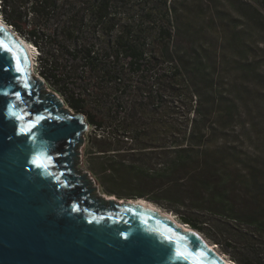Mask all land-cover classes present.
I'll return each mask as SVG.
<instances>
[{
    "label": "trees",
    "instance_id": "1",
    "mask_svg": "<svg viewBox=\"0 0 264 264\" xmlns=\"http://www.w3.org/2000/svg\"><path fill=\"white\" fill-rule=\"evenodd\" d=\"M253 1L264 9V0ZM187 2L1 0V14L48 55L40 74L69 107L87 123L105 127L109 119L114 125L109 139L115 144L89 140L100 144L91 151V169L105 193L156 202L238 264H264L262 176L249 166L233 168L241 159L229 147L232 130L251 140L245 116L254 111L261 116L255 131L264 133V95L248 87L264 89V70L242 61L230 65L224 53L205 47ZM245 15L264 20L252 3ZM52 20L60 24L49 32ZM61 52L70 56L66 63ZM219 59L227 63L221 70ZM239 74L250 80L238 85L232 78ZM99 83L114 84L117 94L110 104L95 99L91 107L87 96L97 97ZM29 102L23 101L24 111L33 115ZM63 154L61 146L59 167Z\"/></svg>",
    "mask_w": 264,
    "mask_h": 264
},
{
    "label": "water",
    "instance_id": "2",
    "mask_svg": "<svg viewBox=\"0 0 264 264\" xmlns=\"http://www.w3.org/2000/svg\"><path fill=\"white\" fill-rule=\"evenodd\" d=\"M30 67L21 40L0 27V264H226L193 230L91 194L97 186L74 172L87 121L41 92Z\"/></svg>",
    "mask_w": 264,
    "mask_h": 264
},
{
    "label": "rangeland",
    "instance_id": "3",
    "mask_svg": "<svg viewBox=\"0 0 264 264\" xmlns=\"http://www.w3.org/2000/svg\"><path fill=\"white\" fill-rule=\"evenodd\" d=\"M248 3H252L255 7L261 10L264 14V9L258 3H255L253 0H188L187 4L189 5L192 24L194 30L199 31L201 38L203 41L206 42L205 47H211L219 50V52L224 53L228 58L230 65H235L242 61L241 63L250 66L252 69H256L257 71L264 70V20L261 19L260 22L251 21L249 18L246 17ZM2 17V14L0 12ZM3 18V17H2ZM59 22L60 20H52L51 24L49 23L47 28L48 31L51 32L54 30L55 23ZM43 26L44 25H40ZM71 43V42H70ZM60 53V52H59ZM62 53V52H61ZM68 56V55H67ZM66 54L62 53L60 58L64 63L65 58H67ZM69 63V62H68ZM225 63V62H224ZM220 64L219 69L225 66L227 63L222 64L220 59L218 61ZM229 65V66H230ZM31 68V79H36V69ZM96 78L95 75L92 78ZM239 77V78H238ZM238 78V79H237ZM233 81L238 82L237 84H242L245 81H249L250 79L247 78L246 80L243 79V74H239V76H235L232 78ZM237 79V80H236ZM249 79V80H248ZM138 79L135 78V82ZM139 85H143L138 82ZM248 87H250L254 92L260 95H264V89L256 88L255 84L252 82L248 83ZM95 94L97 97L94 96H87L90 100L88 104L91 107L94 105L93 102L99 99L104 106L110 104L113 101V98L117 94V88L114 84L106 85L103 83L96 84L95 86ZM47 91H52L50 87H46L41 92L45 93ZM135 93V89L133 91ZM43 98V97H42ZM126 98H132V96H126ZM96 99V100H95ZM65 107H67L64 104ZM69 108V107H68ZM105 115V109L103 110ZM77 113V112H71ZM260 117L255 111L252 115H246L245 118L248 123H251L250 126L247 128V132H249V137H252L251 140L243 135V132L240 130H232L230 132V143L229 147L239 155V163L233 162V168L241 169L244 166H249L250 169L259 172L262 176V180L264 183V133H256L254 128V121L260 120ZM111 124V120H107V125ZM112 128L110 129L111 133H114V125H110ZM259 131V130H257ZM84 132V141L77 143L75 146V151L77 155L74 157V172L77 175H84L88 180L87 187H94L97 186V190L92 192L91 194L95 196V198H99L100 195H107L109 198H115L117 200H124L119 199L116 195H108L105 193L101 183L98 179L97 174L93 172L91 169L92 167V155L94 152L92 149H98L99 143H95L94 147L88 141L97 138L94 135L85 134ZM87 137V140L86 138ZM100 139V138H97ZM106 141H111L115 144L114 139H104ZM103 140V141H104ZM102 141V140H101ZM84 181V180H82ZM264 187V186H263ZM133 187L126 188V191H130ZM151 194V193H150ZM107 199V198H106ZM150 201L147 198H144ZM154 204H157L161 208L162 207L156 202L151 201ZM99 203L103 204L104 206L108 207L109 202L107 200L101 199ZM173 213L176 217V214L173 211H169ZM203 234V233H201ZM206 238V236L203 234ZM210 244H213L214 247L217 249L219 253L224 255L226 258L231 259L229 253L225 252L223 248L215 243V241L206 238ZM235 264L237 262L233 261Z\"/></svg>",
    "mask_w": 264,
    "mask_h": 264
},
{
    "label": "bare ground",
    "instance_id": "4",
    "mask_svg": "<svg viewBox=\"0 0 264 264\" xmlns=\"http://www.w3.org/2000/svg\"><path fill=\"white\" fill-rule=\"evenodd\" d=\"M0 27H2L5 30L13 33L15 35V37H18L21 40V42L24 45V48L27 50V52L29 54V59H30L31 67L34 68L33 67L34 66V58H33L34 57V49H33V45L28 40H26L22 36H20V34L18 32H16L8 23H6L2 19L1 15H0ZM106 198L107 199H111L107 195H106ZM126 201L128 203H138V204H141V205L147 207L148 209H150L152 211H155V212L159 213L160 215H162L164 217H167V218L173 220L177 225L183 227L184 230H193L194 232H196L201 237V239L204 241V243L210 249H212L215 253H217L219 256L222 257V259L225 261L226 264H235L233 261H231L230 259L226 258L224 255H222L221 253H219L217 251V249L214 247V245L213 244H210L209 241L203 236V234H201L199 231H197L195 229H192L187 224H185L181 220L177 219V217L173 213H171L169 211H166L165 209L161 208L157 204H154L151 201H148V200H146L144 198H141V199H131V198H128Z\"/></svg>",
    "mask_w": 264,
    "mask_h": 264
},
{
    "label": "built area",
    "instance_id": "5",
    "mask_svg": "<svg viewBox=\"0 0 264 264\" xmlns=\"http://www.w3.org/2000/svg\"><path fill=\"white\" fill-rule=\"evenodd\" d=\"M0 12H1V0H0ZM64 17V16H63ZM64 18H66V16L64 17ZM59 24V22H57V23H55V26H57ZM13 29H14V27L12 26V25H10ZM54 26V27H55ZM16 31V30H15ZM19 33V32H18ZM20 36H22L21 34H20ZM24 39H26V40H28V38H26L25 36H22ZM32 45H33V49H34V68L36 69V74H37V76L44 82V84H45V86L46 87H50V89H53L51 86H50V84H49V82L40 74V70L42 69V57L43 56H45L46 57V53H44L40 48H39V46L37 45V44H35V43H33V42H31L30 40H28ZM46 54V55H45ZM68 55V54H67ZM66 55V56H67ZM48 56V55H47ZM69 56V55H68ZM67 56V57H68ZM69 58H70V56H69ZM113 58V57H112ZM125 67H126V69H128L129 67H128V63H125ZM131 75H132V77L134 78L135 77V74H133V73H131ZM135 79V78H134ZM134 79H132V81H134ZM79 83H84L85 84V81L82 79V78H80L79 79ZM75 91V95L76 96H81V94H80V88H78V89H75L74 90ZM53 92L63 101V103L67 106V107H69L67 104H66V102H65V97H64V95L61 93V92H59V91H57V90H55V89H53ZM86 95H89V90L86 92ZM70 109H71V111H73L74 112V110L71 108V107H69ZM84 115V114H83ZM84 118H85V120H86V116L84 115ZM112 127L110 126V125H106L105 127H97L96 125H93V124H90V123H87V129H86V133L85 134H90L91 136L92 135H94V136H96V137H98V138H110V136H114V133L112 132L111 133V131H110V129H111ZM86 138V140H87V137H85ZM88 141H89V139H88Z\"/></svg>",
    "mask_w": 264,
    "mask_h": 264
},
{
    "label": "snow or ice",
    "instance_id": "6",
    "mask_svg": "<svg viewBox=\"0 0 264 264\" xmlns=\"http://www.w3.org/2000/svg\"><path fill=\"white\" fill-rule=\"evenodd\" d=\"M25 87H27V85H25ZM17 95H19V94L17 93ZM31 127H35V124L33 123V124L31 125Z\"/></svg>",
    "mask_w": 264,
    "mask_h": 264
}]
</instances>
